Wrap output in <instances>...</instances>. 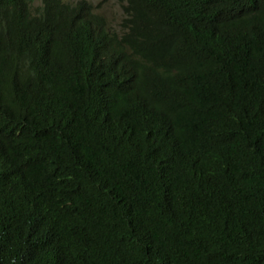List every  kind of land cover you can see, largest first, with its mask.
<instances>
[{
	"label": "trees",
	"instance_id": "obj_1",
	"mask_svg": "<svg viewBox=\"0 0 264 264\" xmlns=\"http://www.w3.org/2000/svg\"><path fill=\"white\" fill-rule=\"evenodd\" d=\"M0 0V264H264V0Z\"/></svg>",
	"mask_w": 264,
	"mask_h": 264
},
{
	"label": "rangeland",
	"instance_id": "obj_2",
	"mask_svg": "<svg viewBox=\"0 0 264 264\" xmlns=\"http://www.w3.org/2000/svg\"><path fill=\"white\" fill-rule=\"evenodd\" d=\"M66 2H76L80 0H63ZM93 6L95 12L100 14L106 21V25L111 32L117 33L120 23L124 20L123 8L125 0H85ZM39 0H32V7H37Z\"/></svg>",
	"mask_w": 264,
	"mask_h": 264
}]
</instances>
